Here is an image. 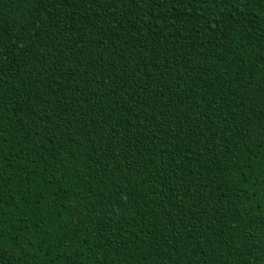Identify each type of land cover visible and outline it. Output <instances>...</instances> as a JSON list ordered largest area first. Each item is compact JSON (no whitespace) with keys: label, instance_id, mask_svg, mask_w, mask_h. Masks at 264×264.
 <instances>
[{"label":"trees","instance_id":"trees-1","mask_svg":"<svg viewBox=\"0 0 264 264\" xmlns=\"http://www.w3.org/2000/svg\"><path fill=\"white\" fill-rule=\"evenodd\" d=\"M0 264H264V0H0Z\"/></svg>","mask_w":264,"mask_h":264}]
</instances>
